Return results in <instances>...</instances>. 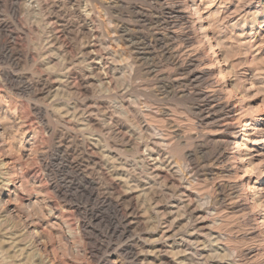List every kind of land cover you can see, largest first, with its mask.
<instances>
[{
	"label": "rangeland",
	"instance_id": "1",
	"mask_svg": "<svg viewBox=\"0 0 264 264\" xmlns=\"http://www.w3.org/2000/svg\"><path fill=\"white\" fill-rule=\"evenodd\" d=\"M170 212L192 264H264V0H0V264H178Z\"/></svg>",
	"mask_w": 264,
	"mask_h": 264
},
{
	"label": "bare ground",
	"instance_id": "2",
	"mask_svg": "<svg viewBox=\"0 0 264 264\" xmlns=\"http://www.w3.org/2000/svg\"><path fill=\"white\" fill-rule=\"evenodd\" d=\"M93 65H94V63H93ZM93 68V67H92ZM94 69V68H93ZM96 70V69H95ZM95 74V73H94ZM101 76V75H100ZM103 77V76H102ZM106 77V76H105ZM203 77V76H202ZM100 79V78H99ZM194 79V78H193ZM99 81V80H98ZM206 97V96H205ZM211 101H214V99H212L211 97H206L205 98V103L207 102V104H208V102H209V104L211 105ZM215 104H217V103H215ZM215 104H212L214 107H220L219 105H215ZM209 105V106H210ZM222 106V105H221ZM214 107H212L211 106V108H213L214 109ZM221 108V107H220ZM222 109V108H221ZM213 111V110H212ZM209 112V111H208ZM226 124V123H225ZM92 126V125H91ZM226 128H228L229 126L226 124V126H225ZM224 129V128H223ZM226 131H227V129H225ZM230 130V129H229ZM225 131V132H226ZM155 132V131H154ZM177 133V132H176ZM228 133V132H227ZM177 138V137H176ZM228 143V139H224L223 141H221V144L223 145V144H227ZM238 146V145H237ZM85 149V148H84ZM156 156V155H155ZM162 157V156H161ZM149 158H152V157H149ZM114 159V158H113ZM221 159V158H220ZM152 160V159H151ZM153 160H155V166H154V174H155V177H157V178H167V169L165 170V167H163V165H162V163L160 162V160H159V157L158 158H154L153 157ZM116 161V160H115ZM119 166V165H118ZM119 169V168H118ZM152 169V170H153ZM175 176V175H174ZM171 177V176H170ZM169 177V178H170ZM181 177V176H180ZM127 181V180H126ZM191 181V180H190ZM173 183V182H172ZM142 184H143V182H142ZM148 184V183H147ZM141 185V184H140ZM115 186V189L116 188H118V184L116 185H114ZM143 186V185H142ZM139 187V186H138ZM120 188V187H119ZM137 188V187H136ZM144 190V189H143ZM183 192H182V194L180 195V202L178 203L179 205H184V210H179L178 212H177V210L179 209V208H181V207H179V205H178V209H177V205H174V204H172V209H175V211L177 212V214L181 211V212H183V211H185V209L186 210H188V211H190V213L192 212L193 214H198L199 215V209L196 207V206H193V204H191L190 202L192 201L190 198H191V196H190V194H188V192L187 191H185V188L183 189H181ZM88 192V191H87ZM181 192V191H180ZM92 194H93V192H91ZM184 193H187V194H184ZM148 194V193H147ZM130 196V195H129ZM146 197V196H145ZM98 198V197H97ZM185 198V199H184ZM186 198L188 199L187 201H188V203L187 202H185L184 200H186ZM122 199V198H121ZM134 197H131V198H129V205H130V208H129V214H130V216H131V219H128L127 217L128 216H126V215H128V214H124L123 212H122V210L120 209L121 207L118 205V202L116 203H112L113 204V207H114V209H115V214L117 213V216H118V218H119V220H118V223H121V224H123V228H124V231L125 232H129V229L131 228L130 227V225H131V223H132V220L133 221H137L138 222V220H139V218H140V215H139V212H138V210L136 209V207H135V205L134 204H136V203H134ZM101 201V200H100ZM135 201H136V199H135ZM108 202V201H107ZM103 203V202H102ZM158 204V203H157ZM171 205V204H170ZM112 207V208H113ZM170 208V207H169ZM182 209V208H181ZM127 211V210H126ZM171 211H173V210H171ZM176 212H175V215H177L176 214ZM186 212V211H185ZM185 212H183V216H184V219H185V215H184V213ZM91 213V212H90ZM170 213H172L171 215L173 216V217H175V219L173 220L172 218V222L170 223L169 221V224L167 223V226H166V224L164 225L165 227H163V231H162V234H161V239L165 242V243H168V244H166V246H168L167 247V250H165L164 251V248L163 247H160V248H157L155 251L156 252H153V253H157V256H156V259H158L159 260V262L161 261H163L164 260V253H168L169 255H170V253L171 254H174L175 256H176V254H177V256H178V251L181 249V248H183V247H187V245L185 244V246H184V244H181V245H177L176 244V240H175V236L176 235H179L177 232L181 229H176L177 228V219H176V216H174V212H170ZM169 213V214H170ZM182 213H179L178 215H179V217L180 218H182V215H181ZM177 215V216H178ZM187 215V214H186ZM192 215V214H191ZM191 215H189V217L191 216ZM194 216V215H193ZM178 217V218H179ZM196 217H197V215H196ZM190 218H192V217H190ZM168 219V218H167ZM187 219H188V217H187ZM187 219H186V221H187ZM185 221V220H184ZM185 221V222H186ZM179 222V221H178ZM188 222V221H187ZM166 223V222H165ZM137 224V223H136ZM163 224V223H162ZM184 224V223H183ZM185 225V224H184ZM184 225H183V227H184ZM187 225H188V223H187ZM163 226V225H162ZM186 226V225H185ZM183 229V228H182ZM123 230V229H122ZM182 232V231H181ZM193 233V232H192ZM182 234H183V232H182ZM187 236H188V234H186ZM194 236H195V234H193ZM181 236V235H180ZM182 237V236H181ZM184 238V237H183ZM183 238H181V243L183 242V243H185V241L186 240H188L189 241V239H190V241L192 242H194V238H192V235H191V233H190V236H189V239H184L185 241H182V239ZM215 238H217V237H215ZM214 238V239H215ZM180 239V238H179ZM193 239V240H192ZM200 239V238H199ZM189 241V243L190 244H192L191 242ZM217 241V240H216ZM180 243V242H179ZM188 243V244H189ZM190 244H189V246H190ZM196 244V243H195ZM195 244H194V246H195ZM200 244V243H199ZM198 244V245H199ZM202 245V244H201ZM204 245V244H203ZM202 245V246H203ZM123 249H125V251H126V253H127V255L129 256L128 257V259H129V261L127 262V264H150L151 262H149V260H148V258H149V256L146 254V253H144L143 254V256H141L140 254H138V251H136V248H135V244L133 243V242H129V243H125L123 246ZM185 247V248H186ZM192 247V246H191ZM198 248H199V246H197ZM176 248H178V249H176ZM185 248H183V251H181L180 250V253L182 254H180L181 255V260L179 261V263L178 264H192L191 263V259H190V257H189V255L187 254L189 251H187V250H189V249H187L186 250V252H185ZM190 248V247H189ZM193 248V247H192ZM166 249V248H165ZM168 249H170V250H168ZM177 251H175V250ZM196 251H197V249H195ZM199 250V249H198ZM176 252V254H175V252ZM195 251V252H196ZM206 251V250H205ZM190 253V252H189ZM167 254V255H168ZM195 254V253H194ZM193 255V254H192ZM209 255H210V253H209ZM211 256V255H210ZM179 257V256H178ZM195 257V256H194ZM201 257H202V255H201ZM158 262V263H159ZM199 262V261H198ZM109 263V260L108 261H105V259L104 260H102V262H101V264H108ZM211 263V262H210ZM152 264V263H151ZM201 264V263H200ZM218 264H228V263H218Z\"/></svg>",
	"mask_w": 264,
	"mask_h": 264
}]
</instances>
